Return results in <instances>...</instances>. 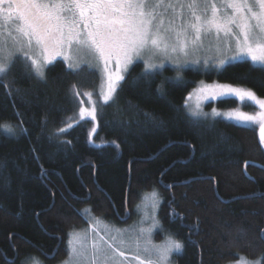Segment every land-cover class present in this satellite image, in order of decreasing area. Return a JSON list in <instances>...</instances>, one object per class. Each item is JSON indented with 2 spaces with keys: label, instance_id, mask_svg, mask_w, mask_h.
Instances as JSON below:
<instances>
[{
  "label": "trees",
  "instance_id": "1",
  "mask_svg": "<svg viewBox=\"0 0 264 264\" xmlns=\"http://www.w3.org/2000/svg\"><path fill=\"white\" fill-rule=\"evenodd\" d=\"M45 71L41 80L17 62L8 87L0 85V124L15 129L14 135L0 130V264L61 261L69 234L87 227L86 209L129 223L141 194L153 189L161 200L158 219L183 244L174 264L264 257V147L257 128L222 118L194 123L185 107L201 81L264 98L261 67L239 61L220 71L188 68L181 79L166 67L142 79L136 63L108 104L99 96L97 70L70 74L57 61ZM86 92L98 105L94 121L79 118L81 107H91Z\"/></svg>",
  "mask_w": 264,
  "mask_h": 264
},
{
  "label": "snow or ice",
  "instance_id": "2",
  "mask_svg": "<svg viewBox=\"0 0 264 264\" xmlns=\"http://www.w3.org/2000/svg\"><path fill=\"white\" fill-rule=\"evenodd\" d=\"M0 20L3 21L0 85L5 87L17 62L43 80L48 65L59 57L67 64L70 74L99 70L102 81L99 96L108 104L134 63L142 62V79L163 75L166 63L174 66L176 78L181 79L184 68L201 62L199 57H191L205 47L206 40L208 51L214 48L217 54L213 60L217 69L236 61H250L264 70V0H0ZM227 52L233 54L226 55ZM210 59L213 58L203 59L205 67ZM85 95L91 107H81L79 118L83 120L87 115L94 121L98 105L93 93ZM225 97L237 98L242 105L256 106L259 110L249 113L236 108L222 113L213 108V117L222 116L247 128L258 127L259 141L264 145V98L252 89L230 84L208 85L202 81L186 98L185 107L195 118L193 122L199 123L200 117L208 115L203 112L202 101ZM193 99L194 107L189 104ZM0 130L15 134L14 127L8 123L0 124ZM20 130L26 131L22 127ZM141 196L137 211H144V215L138 229L104 224L105 232L111 235L109 242L97 231L104 222L93 217L96 225L91 229L95 233L92 244L89 246L86 234L70 233L66 259L61 264H124L128 260L124 248H134L131 259L137 264H171L170 256L181 251L183 244L158 219L159 195L155 189ZM148 200L152 201L151 214L141 207ZM84 215H91V210L86 209ZM145 220H151L150 227L142 226ZM154 229L165 234L160 244L152 242ZM125 233L136 235L125 239ZM42 255L48 258V254ZM55 255L53 251V258ZM117 257L123 260L118 261ZM22 264L39 262L26 257ZM238 264H264V257L256 261L240 257Z\"/></svg>",
  "mask_w": 264,
  "mask_h": 264
},
{
  "label": "rangeland",
  "instance_id": "3",
  "mask_svg": "<svg viewBox=\"0 0 264 264\" xmlns=\"http://www.w3.org/2000/svg\"><path fill=\"white\" fill-rule=\"evenodd\" d=\"M6 7H7V6L5 5V8H6ZM4 15H7V13L5 12ZM177 22H178V21H177ZM2 23H3V21L0 20V24H2ZM213 44H214V41H213ZM232 54H233V53H231V52H227V53H226V55H232ZM216 56H217V54L215 53L214 48H213L212 51H208V41L206 40V41H205V47H204L203 49H201L199 52L195 53V54L191 57V59H195V58L199 57L201 62H200L199 64H192V63H190V64H189L186 68H184V69H188V68L202 69V70L216 69L217 71H220V70H222L223 68H225V67H226L227 65H229V64H233V63L239 62V61H236V62L228 63V64H225L223 68H219V69H217L216 66H215V64L213 63V60L216 58ZM206 57H212V58H213V59H210V60H209V64H208L207 67H205L204 64H203V59L206 58ZM57 61H63V60H62V58H59V57H58L56 60L53 61V63H52L51 65H53V64H54L55 62H57ZM63 62H64V61H63ZM249 62H250V61H249ZM64 63H65V62H64ZM136 63H142V62H136ZM136 63H134V64H136ZM65 64H66V63H65ZM134 64H133V65H134ZM51 65H48V67L51 66ZM133 65H132V66H133ZM66 66H67V64H66ZM132 66H130V68H131ZM48 67H47V68H48ZM113 67H114V64H113ZM166 67H172V68L174 69V66H173L171 63H166V64H165V68H166ZM258 67H261V66H258ZM47 68H46V69H47ZM95 70H96V69H95ZM97 71L100 73L99 70H97ZM100 75H101V73H100ZM125 75H126V74H125ZM121 82H122V81H121ZM121 82H120V83H121ZM201 82H202V81H201ZM201 82L198 84L197 88L200 86ZM203 82H204L205 84H208V85L225 84V83H220V82H216V81H215V82H211V83H210V82H205V81H203ZM101 83H102V81H101ZM233 86H234V85H233ZM236 87H238V86H236ZM195 89H196V88H195ZM195 89H194V90H195ZM117 90H118V88H117ZM194 90H193L191 93H194ZM116 92H117V91H116ZM191 93H190V94H191ZM115 94H116V93L113 94V98H114ZM101 98H102V97H101ZM224 99H235V100H237L238 103H239V105H238L237 108H240V110H242V111H246V112L251 113V112H253L254 110H259L258 107H256V106H244V105H242L241 102H240L237 98H234V97H225V98H220V99H217V100H205V101H202V108H203V112H204V113H207L208 115H207V117H200L199 120H204V119L213 120V119H216V118H222V119H224V120H227V119H225V118L222 117V116L213 117V115H212V109H213V108H216L217 111L222 112V113H223V112L230 111V110H234V109H220V108H218V107L216 106L215 103H217L218 101L224 100ZM102 100H103V99H102ZM103 102H104V101H103ZM110 102H111V101H109V103H110ZM211 103H213V104H215V105H214L213 107H211V108H208L207 106H208L209 104H211ZM189 104L192 105V106L194 107L195 100L193 99L192 101H189ZM187 112H188V114H189V110H188V108H187ZM189 115H190V114H189ZM192 118H193V117H192ZM194 119H195V118H194ZM227 121L236 124L235 121H231V120H227ZM240 126H242V125H240ZM251 128H257V131H258V133H259V129H258V127L253 126V127H251ZM263 147H264V145H263ZM155 191H156V190H155ZM156 192H157V191H156ZM157 193H158V192H157ZM158 195H159V193H158ZM141 200H142V196H141V199H140L139 204H141ZM160 203H161V200H160V196H159V205H160ZM151 204H152V201H151V200H148V201L145 202V205H147V207H145V205H141V207H142V209H144L145 211H147L149 214H151V211H152V209H151ZM158 209H159V207H158ZM158 209L156 210V215H158ZM143 215H144V211H141V212L138 213L137 208H136V215H135L134 219H132V221H130L129 223H125V224H117V223H114V222H107V221L103 220L102 218H98V217H96V216H94V215L91 214V215L86 216L87 221H88V223H87V227L84 228L83 230L76 231V232H73V233H79V234H81V235H85V234H86V235L88 236V244H89V246H90V245L92 244V239H91V237H92L93 235H95V233L91 232V229L96 225L95 219H93V217H95V218H98L99 220H101V221L104 222L103 224H101L100 226L97 227V231L99 232V235H100V236H104V238H105L106 240H109V242H111V235H110V234H107V233L105 232L104 224H107V225H109V226H115L116 228H120V229H130V228H133V227H137V229H138V227L140 226V225H139V221L141 220V218L143 217ZM150 225H151V220H145V222H144V224H143L142 226H143L144 228H148V227H150ZM124 235H125V239H129L130 237L135 236L136 233H125ZM164 235H165V234H164V233H161L159 229H154V230H153V233H152V242H153L154 244H160V243H162L163 240H164ZM115 246L118 247V248L121 247L119 244H116ZM141 246L143 247V240H141ZM104 249L106 250V252H107L108 255H111V250H110V249H107V245H104ZM123 250L125 251L126 255L128 256V260H125V261H124V264H137V262H136L135 260H132V259H131V253L134 251V248H131V249H129V248H124ZM181 251H182V250H181ZM181 251L172 253V255L170 256L171 264H174V256L177 255V254H179V253H181ZM33 259H34V261H38L39 264H47L46 262H44V261H42V260H40V259H35V258H33ZM65 259H66V258H65ZM116 259H117L118 261H119V260H123L122 257H117ZM63 260H64V259H63ZM63 260H61V261H57V262L52 263V264H61V262H62ZM251 261H256V260H251ZM238 262H239V261H238ZM238 262H236V263H234V264H238Z\"/></svg>",
  "mask_w": 264,
  "mask_h": 264
},
{
  "label": "bare ground",
  "instance_id": "4",
  "mask_svg": "<svg viewBox=\"0 0 264 264\" xmlns=\"http://www.w3.org/2000/svg\"><path fill=\"white\" fill-rule=\"evenodd\" d=\"M13 261V260H12Z\"/></svg>",
  "mask_w": 264,
  "mask_h": 264
}]
</instances>
